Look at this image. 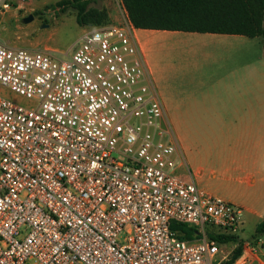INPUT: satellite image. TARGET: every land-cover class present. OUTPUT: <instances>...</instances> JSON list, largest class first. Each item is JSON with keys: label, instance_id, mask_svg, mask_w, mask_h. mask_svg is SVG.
I'll use <instances>...</instances> for the list:
<instances>
[{"label": "built area", "instance_id": "obj_1", "mask_svg": "<svg viewBox=\"0 0 264 264\" xmlns=\"http://www.w3.org/2000/svg\"><path fill=\"white\" fill-rule=\"evenodd\" d=\"M134 29L128 17L86 30L65 58L0 41V264H221L241 242L232 264H264L241 237L246 209L177 174Z\"/></svg>", "mask_w": 264, "mask_h": 264}, {"label": "crops", "instance_id": "obj_2", "mask_svg": "<svg viewBox=\"0 0 264 264\" xmlns=\"http://www.w3.org/2000/svg\"><path fill=\"white\" fill-rule=\"evenodd\" d=\"M155 81L163 77L148 56L163 30L134 29ZM214 35V33H209ZM204 36V35H198ZM179 42L187 43V38ZM189 42V40H188ZM203 48L234 49L251 44L248 41L209 40ZM207 57L231 59V52H204ZM226 55V56H225ZM247 67V65H244ZM196 80L192 79L191 84ZM156 83V81H155ZM207 88L204 73L197 81ZM157 86V84H156ZM158 88V86H157ZM159 90V88H158ZM160 92V90H159ZM161 96L162 93L160 92ZM202 102L182 106L176 95L162 96L170 126L182 151L177 174L196 183L211 195L244 207L250 216L264 218V73L246 74L238 78L232 71L217 80L212 91H201ZM260 220V221H261ZM263 260V259H262ZM264 261V260H263Z\"/></svg>", "mask_w": 264, "mask_h": 264}, {"label": "rangeland", "instance_id": "obj_3", "mask_svg": "<svg viewBox=\"0 0 264 264\" xmlns=\"http://www.w3.org/2000/svg\"><path fill=\"white\" fill-rule=\"evenodd\" d=\"M60 0H27L24 6L12 7L0 12V41L6 46L26 48L32 51H51L59 58L69 56L77 46V40L86 31L105 25H124L128 16L121 0H94L90 6L104 10L108 17L100 26H80L76 20V11L72 8L62 11L56 3ZM32 14L33 20L24 22L23 19ZM159 34L157 43L148 50L151 61L157 65L156 84L165 96L166 92L174 93L182 106L201 103V91L213 90L217 87L218 78L225 72L232 71L238 78L244 73H264V37H248L236 34H214L201 32L168 31ZM204 35V36H198ZM187 38V43L179 42ZM189 40V42H188ZM209 40L248 41L251 44L234 49L210 47L203 48V43ZM213 53L231 52V59L207 57L205 51ZM147 54V52H145ZM226 56V55H225ZM147 58V55H146ZM148 61V60H147ZM247 65V67H244ZM207 73L209 85L201 89L198 79ZM194 79L195 83L190 81ZM1 89L8 95L23 100L20 96L6 87ZM164 98V97H163ZM260 214L245 215V227L241 233L242 239L258 247L260 257L264 260V234L254 237ZM235 244V248L236 243ZM228 249H231L229 246ZM232 252L229 254L230 258ZM227 258V259H228ZM227 259L219 258L221 264ZM257 264V263H256Z\"/></svg>", "mask_w": 264, "mask_h": 264}, {"label": "trees", "instance_id": "obj_4", "mask_svg": "<svg viewBox=\"0 0 264 264\" xmlns=\"http://www.w3.org/2000/svg\"><path fill=\"white\" fill-rule=\"evenodd\" d=\"M94 0H60L62 11L72 8L80 26H100L107 13L90 4ZM128 17L137 29L236 34L264 37V0H121ZM182 238L193 239L196 229L186 224H174ZM264 234V218L256 225L254 237ZM234 236H219L221 243L236 240ZM243 253V242L234 249L224 264L234 263Z\"/></svg>", "mask_w": 264, "mask_h": 264}, {"label": "water", "instance_id": "obj_5", "mask_svg": "<svg viewBox=\"0 0 264 264\" xmlns=\"http://www.w3.org/2000/svg\"><path fill=\"white\" fill-rule=\"evenodd\" d=\"M33 15L32 14H30V15H28L27 17H25L24 19H23V21L24 22H30V21H32L33 20ZM163 126H164V123H163Z\"/></svg>", "mask_w": 264, "mask_h": 264}]
</instances>
